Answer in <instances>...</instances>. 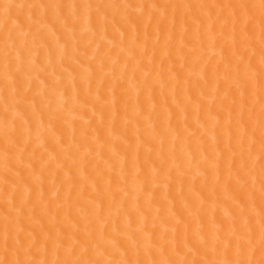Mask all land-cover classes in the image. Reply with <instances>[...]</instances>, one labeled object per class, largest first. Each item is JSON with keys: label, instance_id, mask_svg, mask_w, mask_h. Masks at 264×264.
I'll list each match as a JSON object with an SVG mask.
<instances>
[{"label": "bare ground", "instance_id": "6f19581e", "mask_svg": "<svg viewBox=\"0 0 264 264\" xmlns=\"http://www.w3.org/2000/svg\"><path fill=\"white\" fill-rule=\"evenodd\" d=\"M0 264H264L262 0H0Z\"/></svg>", "mask_w": 264, "mask_h": 264}, {"label": "snow or ice", "instance_id": "6c2138e0", "mask_svg": "<svg viewBox=\"0 0 264 264\" xmlns=\"http://www.w3.org/2000/svg\"><path fill=\"white\" fill-rule=\"evenodd\" d=\"M262 7H264V0H262Z\"/></svg>", "mask_w": 264, "mask_h": 264}]
</instances>
